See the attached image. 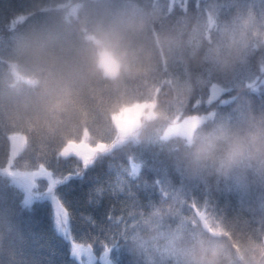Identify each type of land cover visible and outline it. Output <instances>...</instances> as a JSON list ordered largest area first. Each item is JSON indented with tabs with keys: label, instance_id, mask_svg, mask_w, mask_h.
Returning <instances> with one entry per match:
<instances>
[{
	"label": "clouds",
	"instance_id": "obj_1",
	"mask_svg": "<svg viewBox=\"0 0 264 264\" xmlns=\"http://www.w3.org/2000/svg\"><path fill=\"white\" fill-rule=\"evenodd\" d=\"M5 3L0 264H54L26 251L15 218L44 165L63 173L94 149L135 191L106 189L119 207L91 264L117 249L128 264H264V0ZM141 158L156 199L127 176Z\"/></svg>",
	"mask_w": 264,
	"mask_h": 264
},
{
	"label": "trees",
	"instance_id": "obj_2",
	"mask_svg": "<svg viewBox=\"0 0 264 264\" xmlns=\"http://www.w3.org/2000/svg\"><path fill=\"white\" fill-rule=\"evenodd\" d=\"M29 2L30 0H13V3L19 5ZM6 8L7 0L5 10ZM140 162L144 164L142 171L145 178L152 181L155 174L147 166L144 158H141ZM114 179L113 169L98 164L91 167L82 178L71 179L57 187V194L71 212L70 228L77 239H92L98 235L109 212L119 207V201L106 191ZM176 180L178 182V178ZM99 188L104 189L101 195H97ZM139 195L145 201L156 199L158 196L155 192L147 191H141ZM218 207L231 216L240 204L236 196L225 194L220 197ZM89 217L95 221V224L90 223ZM15 219L24 237V247L27 252L35 253L43 260L51 259L54 264H77L71 255L68 241L55 228L52 205L48 197L40 196L33 199ZM96 247L98 255L101 247L99 244ZM112 260L113 264H128L127 253L122 249L114 250Z\"/></svg>",
	"mask_w": 264,
	"mask_h": 264
},
{
	"label": "snow or ice",
	"instance_id": "obj_3",
	"mask_svg": "<svg viewBox=\"0 0 264 264\" xmlns=\"http://www.w3.org/2000/svg\"><path fill=\"white\" fill-rule=\"evenodd\" d=\"M96 151L94 149L92 152L80 154L78 166L72 170L56 173L47 165L42 167V175L40 181L42 183V188L37 184H30L28 186L25 198V204L30 205L33 199L40 196H46L50 199L54 224L56 230L63 235V237L68 241L70 246L71 255L79 261V264H84L83 257H89V264H91V252L90 250L94 246V242H98L101 247H109L108 241L106 239H100L98 237H93L91 240L77 239L70 228L71 212L66 206L62 198L57 194L56 189L59 185L70 181L74 178H82L85 173L95 165L96 163ZM144 164L140 161H132L129 163L127 169V176L129 179H135L138 181L137 186H144L146 191H151V186L153 184L158 185V178H154L152 181H148L145 178L144 172L142 171ZM36 189V190H33ZM111 190L113 192H125L127 191L129 195H133V185L128 184L125 180L121 179L111 185ZM104 189H97V195H101ZM116 210L110 211L107 219L111 220ZM90 223L95 224V221L89 217ZM116 219H121L120 216H116Z\"/></svg>",
	"mask_w": 264,
	"mask_h": 264
}]
</instances>
